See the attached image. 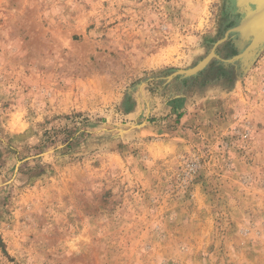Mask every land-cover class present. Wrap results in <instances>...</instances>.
<instances>
[{"label":"rangeland","instance_id":"rangeland-1","mask_svg":"<svg viewBox=\"0 0 264 264\" xmlns=\"http://www.w3.org/2000/svg\"><path fill=\"white\" fill-rule=\"evenodd\" d=\"M249 9L0 0V264H264Z\"/></svg>","mask_w":264,"mask_h":264},{"label":"water","instance_id":"water-1","mask_svg":"<svg viewBox=\"0 0 264 264\" xmlns=\"http://www.w3.org/2000/svg\"><path fill=\"white\" fill-rule=\"evenodd\" d=\"M261 22H263V20ZM262 26L263 25H261L258 22L255 23V18L253 17L251 22H247V23L242 22V23L238 24L237 26H234V27L230 28L229 30H227V32H235V31L244 32L245 30H248L250 32V34H252L254 39L251 40V42H249L246 47H244L241 51H239L238 54L232 56L231 58L223 59L222 61H224L226 63H233L236 60H239V59H242V58L248 56L255 49V47L259 44V42L264 39V27H262ZM220 41H218V42H220ZM213 56L217 57V55L214 54L213 50H211V52H209V54L205 58H203V60H201L195 66H193L189 69H185V70H178L175 73L176 74H184V75L195 74L199 70H201L207 64L209 59Z\"/></svg>","mask_w":264,"mask_h":264},{"label":"bare ground","instance_id":"bare-ground-1","mask_svg":"<svg viewBox=\"0 0 264 264\" xmlns=\"http://www.w3.org/2000/svg\"><path fill=\"white\" fill-rule=\"evenodd\" d=\"M241 3H248L250 7V12L248 13L250 16L255 18V23L258 22L262 27H264V0H240ZM251 16V18H253ZM252 20V19H251ZM263 20V22H261ZM258 34V33H257ZM251 39H254L252 36ZM214 52V51H213Z\"/></svg>","mask_w":264,"mask_h":264}]
</instances>
